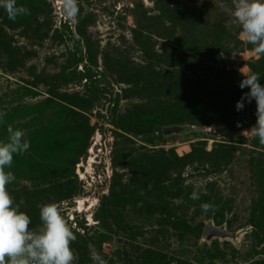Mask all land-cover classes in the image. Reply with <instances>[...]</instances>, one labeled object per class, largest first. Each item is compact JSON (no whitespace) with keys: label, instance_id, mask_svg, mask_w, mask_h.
I'll use <instances>...</instances> for the list:
<instances>
[{"label":"rangeland","instance_id":"374dc122","mask_svg":"<svg viewBox=\"0 0 264 264\" xmlns=\"http://www.w3.org/2000/svg\"><path fill=\"white\" fill-rule=\"evenodd\" d=\"M20 5L30 15L15 22L0 9V141L11 125L30 144L6 170L31 227L39 205H59L73 264L91 251L106 264H264V145L242 135L257 105L236 110L250 91L240 69L264 85V55L229 23L232 0H77L74 18L58 0ZM170 125L189 131L164 136ZM209 221L238 239L175 224Z\"/></svg>","mask_w":264,"mask_h":264},{"label":"clouds","instance_id":"9594fccd","mask_svg":"<svg viewBox=\"0 0 264 264\" xmlns=\"http://www.w3.org/2000/svg\"><path fill=\"white\" fill-rule=\"evenodd\" d=\"M67 18H74L77 0H58ZM233 8L228 10L231 17L229 23L239 25V39L253 46V51L264 55V0H232ZM9 20L16 21L17 17L30 15L27 7L17 6V0H0ZM239 82V88H249L236 104L239 112L245 107V101L251 104L255 100L257 105V121L250 130L243 131L244 137L258 138L260 145H264V85L260 83L258 74H244ZM4 113H0L2 118ZM237 127L241 124L237 123ZM7 139L0 141V264H73L76 259L71 243L76 235L61 213L60 206L55 203L39 205L40 225L32 228L29 215L20 210L25 203L23 199L16 203L8 191V185L16 177L10 170L14 155H22L30 147L24 140L25 132L7 127ZM198 200V187L190 196ZM202 212L213 210V205L202 203ZM93 264H106L103 257L96 251L90 252Z\"/></svg>","mask_w":264,"mask_h":264},{"label":"water","instance_id":"95a60500","mask_svg":"<svg viewBox=\"0 0 264 264\" xmlns=\"http://www.w3.org/2000/svg\"><path fill=\"white\" fill-rule=\"evenodd\" d=\"M236 62L233 59L227 60V65L233 67ZM164 136L181 135L189 131L187 126L170 125L161 129ZM239 233L227 231L224 226H215L213 222L209 221L202 230V238L210 242L213 239L232 240L238 239Z\"/></svg>","mask_w":264,"mask_h":264},{"label":"trees","instance_id":"16d2710c","mask_svg":"<svg viewBox=\"0 0 264 264\" xmlns=\"http://www.w3.org/2000/svg\"><path fill=\"white\" fill-rule=\"evenodd\" d=\"M176 226L179 227L180 229L188 232V233H193V234H201L202 231L200 229H193L189 225L183 223V222H175Z\"/></svg>","mask_w":264,"mask_h":264}]
</instances>
